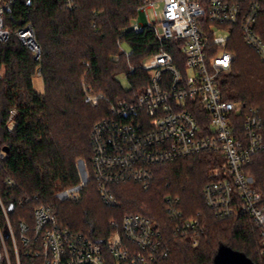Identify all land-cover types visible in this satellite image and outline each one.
<instances>
[{
  "label": "trees",
  "instance_id": "1",
  "mask_svg": "<svg viewBox=\"0 0 264 264\" xmlns=\"http://www.w3.org/2000/svg\"><path fill=\"white\" fill-rule=\"evenodd\" d=\"M142 1L73 0L68 8L62 0H16L6 11L5 28L14 33L30 24L40 47L35 60L15 36L0 42V149L9 148L0 161V197L9 220L14 229L20 221L30 225L32 209L44 205L58 224L97 243L106 264H119L109 254L110 239L122 234L126 214H141L160 230L169 249L156 264H213L220 246L264 264L254 221L245 214L217 218L205 203L204 187L224 177L225 162L219 154L203 152L156 166L147 191L134 183L112 186L117 206H107L99 197L91 169L90 132L97 122L112 118L119 101L132 102L147 86L148 75L140 65L158 50L150 30L136 33L128 27ZM258 20L264 22V15ZM256 32L264 40V30ZM231 41L235 60L230 72L218 79L222 97L242 110H264V63L238 31ZM36 79L42 91L34 87ZM13 108L16 126L9 133L5 122ZM246 171L263 192L264 154L256 155ZM6 177L12 187L5 185ZM86 178L77 199L58 197ZM26 197L30 201L21 206L18 201ZM171 203L183 217L198 218L201 233H177L167 212ZM6 246L15 264L7 235ZM32 250V245L18 244L20 264L39 263Z\"/></svg>",
  "mask_w": 264,
  "mask_h": 264
},
{
  "label": "built area",
  "instance_id": "2",
  "mask_svg": "<svg viewBox=\"0 0 264 264\" xmlns=\"http://www.w3.org/2000/svg\"><path fill=\"white\" fill-rule=\"evenodd\" d=\"M15 1L0 0V42L15 36L38 60L40 47L33 27L26 24L11 33L4 26V15ZM62 1L72 7L73 0ZM260 15H264V0L142 1L129 27L136 33L150 30L158 45L140 65L148 84L134 101H119L112 118L97 122L89 137L92 176L105 205L118 204L112 186L134 183L147 191L156 166L203 152L216 153L226 169L223 178L204 187L205 203L217 218L248 215L259 229L264 254V191L246 171L256 155L264 154V110H242L236 102L225 100L218 87V79L235 60L230 43L236 31L264 63V40L256 32L264 30ZM16 115L14 108L8 113L5 129L9 133L16 126ZM126 117L130 119L122 120ZM2 148L0 161L7 156ZM4 183L13 186L9 177ZM86 183L87 178L58 197L75 200ZM29 201L26 197L18 203L22 206ZM167 212L176 222L177 233H201L198 218L183 217L173 203ZM0 218L4 223L0 224V264H11L6 235L15 264H20L18 244L32 245L38 264H106L97 243L58 224L44 205L32 209L30 225L20 221L14 229L0 197ZM121 228L122 234L109 243V254L119 264H156L169 254L163 235L149 218L126 214Z\"/></svg>",
  "mask_w": 264,
  "mask_h": 264
},
{
  "label": "water",
  "instance_id": "3",
  "mask_svg": "<svg viewBox=\"0 0 264 264\" xmlns=\"http://www.w3.org/2000/svg\"><path fill=\"white\" fill-rule=\"evenodd\" d=\"M3 152L8 153L9 148L3 147ZM213 264H255L244 253L231 249L228 246H220L214 258Z\"/></svg>",
  "mask_w": 264,
  "mask_h": 264
},
{
  "label": "rangeland",
  "instance_id": "4",
  "mask_svg": "<svg viewBox=\"0 0 264 264\" xmlns=\"http://www.w3.org/2000/svg\"><path fill=\"white\" fill-rule=\"evenodd\" d=\"M125 48H126V50H127V47H125ZM2 74H3V70H1V72H0V76H1ZM120 81H121V83L123 84L124 87H128V82H127L124 78H121ZM40 86H41V80L36 79V80L34 81V87H35L36 89H39Z\"/></svg>",
  "mask_w": 264,
  "mask_h": 264
},
{
  "label": "crops",
  "instance_id": "5",
  "mask_svg": "<svg viewBox=\"0 0 264 264\" xmlns=\"http://www.w3.org/2000/svg\"><path fill=\"white\" fill-rule=\"evenodd\" d=\"M38 91H42L43 90V85H42V82H41V86L39 87V89H37Z\"/></svg>",
  "mask_w": 264,
  "mask_h": 264
},
{
  "label": "bare ground",
  "instance_id": "6",
  "mask_svg": "<svg viewBox=\"0 0 264 264\" xmlns=\"http://www.w3.org/2000/svg\"><path fill=\"white\" fill-rule=\"evenodd\" d=\"M137 12V11H136ZM132 21V20H131ZM128 27H129V25H128ZM130 52V51H129ZM230 72V71H229ZM145 88V87H144ZM142 91V90H141ZM134 101V100H133Z\"/></svg>",
  "mask_w": 264,
  "mask_h": 264
}]
</instances>
